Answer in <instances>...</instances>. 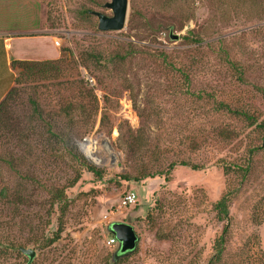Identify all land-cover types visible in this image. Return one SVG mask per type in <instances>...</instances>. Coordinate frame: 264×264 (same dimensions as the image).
<instances>
[{"label":"rangeland","instance_id":"374dc122","mask_svg":"<svg viewBox=\"0 0 264 264\" xmlns=\"http://www.w3.org/2000/svg\"><path fill=\"white\" fill-rule=\"evenodd\" d=\"M107 2L0 0V33L14 36L13 53L57 57L43 35L50 32L78 70L66 59L62 74L13 83L17 97L0 127V264H109L118 247L105 243L112 222L131 225L138 237L118 264H210L227 226L222 257L213 264H264V132L216 111L220 102L247 103L264 118L255 89H264V0H128L124 28L101 32L84 11L111 16ZM133 50L124 61L109 60ZM86 53L102 63L85 60ZM128 128L138 149L128 142ZM181 161L198 170L169 171ZM246 164L244 176L224 173L225 165ZM145 169L154 177L123 179ZM60 190L63 213L51 199ZM127 192L136 193V204L119 209ZM227 193L229 219L220 221L213 205ZM59 227L60 239L47 245Z\"/></svg>","mask_w":264,"mask_h":264},{"label":"trees","instance_id":"16d2710c","mask_svg":"<svg viewBox=\"0 0 264 264\" xmlns=\"http://www.w3.org/2000/svg\"><path fill=\"white\" fill-rule=\"evenodd\" d=\"M89 11H91V10H85L84 15H86L88 17L93 16V15H89ZM135 52L136 51L133 50V51L125 52L123 55L122 54L120 55L119 53H114V55H111L109 60L116 59L119 62L124 61L127 57H129L130 55H132ZM225 54L226 53H222V55H225ZM84 56H86V57H84ZM82 57L86 58L85 60H93L94 62L97 63V65H100L103 61V59L100 58V55H88L86 53ZM66 59H71L70 61H71V63H73L72 68L74 70H76V72L78 73L77 62L74 60L72 52L70 50H67V49L61 50V56L57 59L38 60V61H13L11 63V67L16 73V76H15L13 83L20 85V84H24L28 80H34L36 78H40V79L44 80V79H49L52 76H57L60 73L62 74V72L64 70L61 69V63L63 61H65ZM227 62L235 70L237 80L240 82H243L244 81L243 77H242L243 72L240 69H237L236 63L233 61H230L229 59L227 60ZM86 63H87L86 61L81 60L78 63V65L80 64V65L85 66ZM163 63L166 65V63H167L166 58H163ZM255 89H256V91H258V93L261 95V97L264 100V89L261 87H256ZM16 93H17L16 89H14L12 86L11 89L7 92L6 96L0 101V127L2 125V119L6 115H8V113H9L10 101L13 102L17 97ZM197 96H198V99L201 98V94H197L196 97ZM31 104H32V107L35 109V111L38 112L37 103L35 101H32ZM216 111L231 114L235 119L246 122V126L248 128L254 127L255 130H259L260 132H264V118L261 119L259 113L254 114L253 112H251L249 110V108L247 107V103H245L242 107L232 108V105L220 102L216 106ZM103 122H104V119L102 117L101 118V124ZM128 130H129V128H128ZM119 131H120V135H122V132H123L122 128L119 127ZM50 133L55 138H57L59 140H63L62 138H60V137H62L61 134L53 133L51 131H50ZM128 134H129L128 142L137 148V146H138V142L136 141L137 137L134 136L133 133L130 132V130H129ZM222 134H223V137H229V138L232 135L231 131L228 129H222L221 135ZM262 138L264 139V137H262ZM190 143H191V141H190ZM260 148L261 147L254 148L250 152L260 150ZM70 152H72V151L70 150ZM75 156L77 158H79L81 165L88 172H90L94 175H99V171L94 166L87 163L83 155H81L80 153L75 151ZM176 165L187 166V167H191L193 170H198L197 165H192L186 161H181L178 164L177 163H171L169 165V171L172 170ZM249 165L250 164H246L245 167L236 166V165H233V166L225 165L223 167V170H224L225 174L236 170L237 172H240L244 176L250 169ZM154 175H155L154 173L151 174V173H149L148 169H145L138 176L132 177V176L124 175L123 179L125 181L133 180L135 182H138L141 179L152 178V177H154ZM79 176L80 175H78L77 179L73 181V184H75L77 182ZM165 178H167V177H165ZM63 192L64 191H61V190L56 191L55 193H53V196L51 198L52 199V205L55 206V204H56L57 208H60L59 211L61 213L64 212L65 207H66L65 204H63V202L65 201V196H64ZM230 195H231L230 193H227L226 195L222 196L213 205V209L216 212V216L220 221H228V219H229V217H228L229 211L228 210H229V202H230V198H231ZM60 204H62V205H60ZM227 228H228V226H227ZM227 228H225L223 231V234H221L215 240L214 248H213L214 254L211 257L210 264L219 262L221 257H222V254L224 251V243L226 242L225 238H226ZM61 231H62V229L59 227V229L53 234V236L50 239H48L47 245H50V244L52 245L55 242H57L60 239ZM108 233H109V236H113L109 231H108ZM19 250H21V247L19 248ZM120 256H123V255H119L117 253V249H116L112 254L109 255L107 260H108L109 264H118L121 262Z\"/></svg>","mask_w":264,"mask_h":264},{"label":"water","instance_id":"95a60500","mask_svg":"<svg viewBox=\"0 0 264 264\" xmlns=\"http://www.w3.org/2000/svg\"><path fill=\"white\" fill-rule=\"evenodd\" d=\"M104 7L111 11V16L97 11H89V14L95 16L98 20V30L101 32L121 31L125 26L127 18L128 0H109V2L104 4ZM107 230L117 240V253L119 255L126 256L136 249L138 237L131 225L112 222L108 225ZM21 252L28 257L29 261L35 256V252L32 249L21 248Z\"/></svg>","mask_w":264,"mask_h":264},{"label":"crops","instance_id":"0c3cea01","mask_svg":"<svg viewBox=\"0 0 264 264\" xmlns=\"http://www.w3.org/2000/svg\"><path fill=\"white\" fill-rule=\"evenodd\" d=\"M43 35L50 36L51 43L54 46V48L59 52V55L51 59H41V60H52L59 58L61 56V50L60 48L56 47L54 44V39H56V37L50 34V32L48 34L45 33ZM14 39H15L14 36L10 34L0 33V101L6 96L7 92L13 86L15 72L11 67V63L13 61H36L29 58L28 59L19 58L15 53H13L12 49H13Z\"/></svg>","mask_w":264,"mask_h":264},{"label":"built area","instance_id":"2783aa9c","mask_svg":"<svg viewBox=\"0 0 264 264\" xmlns=\"http://www.w3.org/2000/svg\"><path fill=\"white\" fill-rule=\"evenodd\" d=\"M54 44L56 47H59L60 43L58 39L54 40ZM85 79L87 81H89V83H93V80L85 75ZM87 144L86 139L83 141V145ZM136 200H137V195L135 192H127L126 194L123 195V197L121 198L120 204L118 206L119 209H125L127 207H131L134 204H136ZM105 243L107 246H112L114 244H117V240L114 238V236H110L109 238H107L105 240Z\"/></svg>","mask_w":264,"mask_h":264},{"label":"bare ground","instance_id":"6f19581e","mask_svg":"<svg viewBox=\"0 0 264 264\" xmlns=\"http://www.w3.org/2000/svg\"><path fill=\"white\" fill-rule=\"evenodd\" d=\"M85 149L88 153H92V149H94V144L92 142H88L86 145H85Z\"/></svg>","mask_w":264,"mask_h":264}]
</instances>
